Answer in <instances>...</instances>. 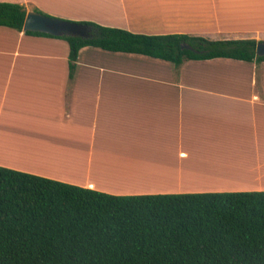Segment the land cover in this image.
<instances>
[{
    "label": "crops",
    "instance_id": "0c3cea01",
    "mask_svg": "<svg viewBox=\"0 0 264 264\" xmlns=\"http://www.w3.org/2000/svg\"><path fill=\"white\" fill-rule=\"evenodd\" d=\"M135 33L264 40L243 0H0ZM247 16V19L246 17ZM0 25V166L111 194L264 190V60L173 63Z\"/></svg>",
    "mask_w": 264,
    "mask_h": 264
},
{
    "label": "trees",
    "instance_id": "16d2710c",
    "mask_svg": "<svg viewBox=\"0 0 264 264\" xmlns=\"http://www.w3.org/2000/svg\"><path fill=\"white\" fill-rule=\"evenodd\" d=\"M25 15L22 4L0 1V25L21 31ZM79 23L90 36L25 33L65 39L70 68L84 46L175 65L264 60L252 38ZM0 264H264V190L120 195L0 166Z\"/></svg>",
    "mask_w": 264,
    "mask_h": 264
},
{
    "label": "water",
    "instance_id": "95a60500",
    "mask_svg": "<svg viewBox=\"0 0 264 264\" xmlns=\"http://www.w3.org/2000/svg\"><path fill=\"white\" fill-rule=\"evenodd\" d=\"M22 30L40 31L55 36H90V27L85 24L35 11L26 12ZM181 47L191 49L187 43H183ZM255 52L257 55H264V40L257 41Z\"/></svg>",
    "mask_w": 264,
    "mask_h": 264
},
{
    "label": "rangeland",
    "instance_id": "374dc122",
    "mask_svg": "<svg viewBox=\"0 0 264 264\" xmlns=\"http://www.w3.org/2000/svg\"><path fill=\"white\" fill-rule=\"evenodd\" d=\"M243 1L245 2V5L246 2H248L247 5H249L252 9V11H250L251 12L250 16H252L251 21L253 22V25L264 27V0H243ZM52 17H57V16H52ZM245 17L247 19V16Z\"/></svg>",
    "mask_w": 264,
    "mask_h": 264
}]
</instances>
